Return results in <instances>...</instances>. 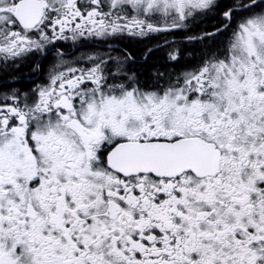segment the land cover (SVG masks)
Here are the masks:
<instances>
[{
	"label": "snow or ice",
	"instance_id": "snow-or-ice-1",
	"mask_svg": "<svg viewBox=\"0 0 264 264\" xmlns=\"http://www.w3.org/2000/svg\"><path fill=\"white\" fill-rule=\"evenodd\" d=\"M0 264H264V0H0Z\"/></svg>",
	"mask_w": 264,
	"mask_h": 264
}]
</instances>
